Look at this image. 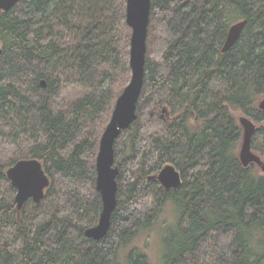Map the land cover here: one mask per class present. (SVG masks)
Returning a JSON list of instances; mask_svg holds the SVG:
<instances>
[{
    "label": "trees",
    "instance_id": "1",
    "mask_svg": "<svg viewBox=\"0 0 264 264\" xmlns=\"http://www.w3.org/2000/svg\"><path fill=\"white\" fill-rule=\"evenodd\" d=\"M125 2L19 0L0 12V264H151L135 242L161 224V264H264V173L241 165L235 116L256 125L263 156L264 0H151L136 119L114 145L117 205L103 239L84 237L101 211L99 140L130 79ZM24 159L50 185L18 214L5 173ZM166 165L181 177L167 191L149 179Z\"/></svg>",
    "mask_w": 264,
    "mask_h": 264
},
{
    "label": "water",
    "instance_id": "2",
    "mask_svg": "<svg viewBox=\"0 0 264 264\" xmlns=\"http://www.w3.org/2000/svg\"><path fill=\"white\" fill-rule=\"evenodd\" d=\"M19 0H0V12H7ZM151 0H126L125 22L131 30L129 42L128 65L130 79L128 84L117 97L110 119L100 137L98 152L95 160V190L101 199V211L96 225L84 231L86 239L99 241L110 229L111 217L117 205V176L119 169L114 164V145L121 132L125 131L136 119V107L140 97L144 76L146 39L149 25ZM246 20L230 25L221 52L228 51L240 38ZM0 47V54H1ZM45 87V82H40ZM257 106L264 110V95L259 98ZM238 124L242 129V139L239 146L238 158L244 168L255 165L264 173V161L252 151V138L256 125L247 117L239 116ZM15 189L14 201L19 214L29 200L38 204L44 198V192L50 185L40 161L24 159L17 161L5 173ZM159 183L164 190L176 189L181 185L180 173L172 165L164 166L157 174L149 177Z\"/></svg>",
    "mask_w": 264,
    "mask_h": 264
},
{
    "label": "rangeland",
    "instance_id": "3",
    "mask_svg": "<svg viewBox=\"0 0 264 264\" xmlns=\"http://www.w3.org/2000/svg\"><path fill=\"white\" fill-rule=\"evenodd\" d=\"M235 116H240L239 113H235ZM258 140L262 142L261 137L258 136ZM260 146V142L258 143ZM260 156L259 153L256 152ZM264 161V155L260 156ZM260 171V169H259ZM161 219L168 225H173L176 220V213L173 207H167L161 216ZM163 227L157 225L152 231L147 234H143L138 238L135 244L141 248L145 247V252L149 258L151 264H161V246H160V235L162 234ZM147 245V247L145 246Z\"/></svg>",
    "mask_w": 264,
    "mask_h": 264
}]
</instances>
